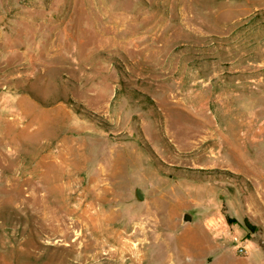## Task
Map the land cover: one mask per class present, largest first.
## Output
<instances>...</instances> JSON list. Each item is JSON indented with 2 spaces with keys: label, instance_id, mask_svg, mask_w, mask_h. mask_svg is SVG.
<instances>
[{
  "label": "rangeland",
  "instance_id": "obj_1",
  "mask_svg": "<svg viewBox=\"0 0 264 264\" xmlns=\"http://www.w3.org/2000/svg\"><path fill=\"white\" fill-rule=\"evenodd\" d=\"M138 263L264 264V0H0V264Z\"/></svg>",
  "mask_w": 264,
  "mask_h": 264
},
{
  "label": "bare ground",
  "instance_id": "obj_2",
  "mask_svg": "<svg viewBox=\"0 0 264 264\" xmlns=\"http://www.w3.org/2000/svg\"><path fill=\"white\" fill-rule=\"evenodd\" d=\"M260 127L261 126H258V128H260ZM198 133H195V134L189 136L188 138H196L198 136ZM215 135H218V129H215L214 132L213 131L206 132V136H204V137L201 136V138L202 139H204L205 137L209 138L210 136H214V138H215L216 137ZM183 136H188V135H183ZM247 136L250 137L249 142H248V143H250V145H254V144L258 143V141H259L258 133L255 130L253 131L251 121H250L249 131L247 133ZM247 136L245 137V139H247ZM197 140H199V139H197ZM245 143H247V142L245 141ZM191 144L195 145L196 143L191 142ZM211 151L214 152L215 148L212 147ZM219 152L221 153V149L219 150ZM219 154L218 155L213 154L212 156L216 157V158L221 157V154L220 155ZM238 158L239 157H237V159ZM96 194H97V196H94L92 201L85 206V209L82 210L79 208V206L74 207L72 209V211L69 209V211H70L69 214L72 215L71 216L72 218H70V221H67V218L65 215L58 216V218L55 220L57 222V224H55L53 226V222H51L52 223L51 229H53L54 227L55 228H58V227L65 228V232L68 233V230L71 228V226L75 227V226H78L79 224H83V222H85V224L89 226V229L91 231L90 234H91L92 239H91L90 245L93 249H97V250L98 249L99 250L105 249L109 244H112V243L117 244L118 246L122 245V246H124V248L125 247L129 248L131 246L130 245L131 239L138 238L139 242H141V241H143V239H142L143 236L145 237L148 234H150L148 227L152 226L153 222L155 221L152 217L144 218L142 221L138 222L135 225V230L127 236H126V231L120 230L122 228L119 229L120 231L116 230V229H112L111 226H112L113 221L115 219L116 213L115 214L111 213V212L106 213L104 211L102 203H101V199L103 201L102 194L101 193H96ZM105 200H106V198H105ZM43 202L48 204L47 200H46V196L44 197ZM115 225H116V223H115ZM119 226H122V225H119ZM124 238H125V240H124ZM140 245H141V243L138 244L137 249H134V250L140 251ZM122 246H120L121 249H123ZM113 249H115V248H113ZM127 250L129 251V249H127ZM117 251H119V249H116V251H114V252H117ZM122 251H124V250H121V252ZM130 251H129V254H130ZM132 259H133V257H132ZM138 262H139V259H138ZM135 263H136V261H135Z\"/></svg>",
  "mask_w": 264,
  "mask_h": 264
},
{
  "label": "built area",
  "instance_id": "obj_3",
  "mask_svg": "<svg viewBox=\"0 0 264 264\" xmlns=\"http://www.w3.org/2000/svg\"><path fill=\"white\" fill-rule=\"evenodd\" d=\"M232 241L236 244L237 252L240 255H247L248 254V246H247V243L245 241L241 240L237 236H234L232 238Z\"/></svg>",
  "mask_w": 264,
  "mask_h": 264
},
{
  "label": "water",
  "instance_id": "obj_4",
  "mask_svg": "<svg viewBox=\"0 0 264 264\" xmlns=\"http://www.w3.org/2000/svg\"><path fill=\"white\" fill-rule=\"evenodd\" d=\"M183 222L184 223H190L192 222V216L188 213H183Z\"/></svg>",
  "mask_w": 264,
  "mask_h": 264
},
{
  "label": "crops",
  "instance_id": "obj_5",
  "mask_svg": "<svg viewBox=\"0 0 264 264\" xmlns=\"http://www.w3.org/2000/svg\"><path fill=\"white\" fill-rule=\"evenodd\" d=\"M253 73H255V72H253ZM253 73H252V74H253ZM254 76H255V75H253V78H255Z\"/></svg>",
  "mask_w": 264,
  "mask_h": 264
}]
</instances>
